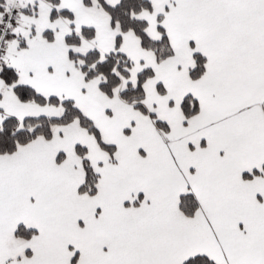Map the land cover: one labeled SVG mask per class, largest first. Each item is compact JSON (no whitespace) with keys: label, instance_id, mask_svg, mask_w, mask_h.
Segmentation results:
<instances>
[{"label":"snow or ice","instance_id":"obj_1","mask_svg":"<svg viewBox=\"0 0 264 264\" xmlns=\"http://www.w3.org/2000/svg\"><path fill=\"white\" fill-rule=\"evenodd\" d=\"M0 264H264V0H0Z\"/></svg>","mask_w":264,"mask_h":264}]
</instances>
